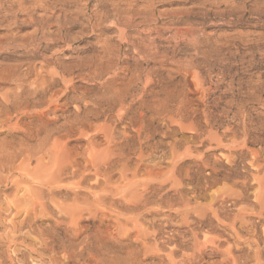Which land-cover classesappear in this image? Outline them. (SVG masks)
Listing matches in <instances>:
<instances>
[{
    "label": "rangeland",
    "instance_id": "rangeland-1",
    "mask_svg": "<svg viewBox=\"0 0 264 264\" xmlns=\"http://www.w3.org/2000/svg\"><path fill=\"white\" fill-rule=\"evenodd\" d=\"M0 264H264V0H0Z\"/></svg>",
    "mask_w": 264,
    "mask_h": 264
},
{
    "label": "bare ground",
    "instance_id": "bare-ground-1",
    "mask_svg": "<svg viewBox=\"0 0 264 264\" xmlns=\"http://www.w3.org/2000/svg\"><path fill=\"white\" fill-rule=\"evenodd\" d=\"M36 88V87H35ZM47 181V180H46ZM42 204V203H41Z\"/></svg>",
    "mask_w": 264,
    "mask_h": 264
}]
</instances>
